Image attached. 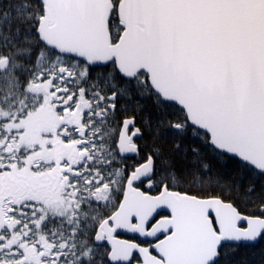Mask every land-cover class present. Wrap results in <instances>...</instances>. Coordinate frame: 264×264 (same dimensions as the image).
I'll return each instance as SVG.
<instances>
[{"label":"snow or ice","instance_id":"obj_1","mask_svg":"<svg viewBox=\"0 0 264 264\" xmlns=\"http://www.w3.org/2000/svg\"><path fill=\"white\" fill-rule=\"evenodd\" d=\"M0 264H264V0H0Z\"/></svg>","mask_w":264,"mask_h":264}]
</instances>
